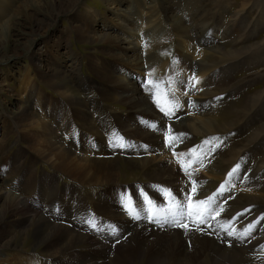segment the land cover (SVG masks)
Masks as SVG:
<instances>
[{
    "label": "rangeland",
    "instance_id": "obj_1",
    "mask_svg": "<svg viewBox=\"0 0 264 264\" xmlns=\"http://www.w3.org/2000/svg\"><path fill=\"white\" fill-rule=\"evenodd\" d=\"M228 1L0 0V261H3V264H14L16 256L24 259L28 257L29 260L25 261L24 264H65L66 254H94L96 252L100 253V251L104 252V254L106 253L108 260L113 262H108L109 264H124L130 254L133 256V262L130 264L143 262L134 257L137 252L131 248L134 246L132 242L128 244L126 241L127 237L126 239L122 237L118 240L121 231L124 232L123 229H119L120 225L108 219V216L105 217V215L98 212L93 204L89 205L87 215L91 219L89 222L95 227L90 226L89 222L85 227H81L72 217L68 216L71 213H67L65 206L61 205L59 201L54 206L49 203L52 192L48 190L45 192L43 191L44 189L40 193H37V190L33 191L35 188L41 190L40 181L42 178H46L54 171L50 169V158L43 156L47 149L42 148L38 154H35L30 149L27 140H21V134L18 130L19 121L21 123L19 117L22 118L24 124L32 123L35 122L32 115L34 113L36 115L35 118H40L50 125L56 126L58 139L61 143L67 144L66 146L71 148L75 147L74 144L76 143V146L78 144L81 146V141L85 139V135H88L90 139H96V136L81 128L76 130L75 135L64 133L61 126L63 124H59L56 121L51 108L34 103L35 99L33 101L32 99L28 100V93L31 90H36L40 94H49L48 98L54 100L57 98L58 90L66 88L74 91V95L77 98H84V102H90V100H86L84 91L76 83L75 72L87 81L86 85H82V87L91 89L95 83V85L102 83L101 77L92 72L99 62L116 53H125L128 56L133 55L136 50L131 49L137 48V44L139 49L144 51V54L147 53L145 58L147 63L153 58L159 62L160 66L154 73L157 76L156 80L159 79L163 83L164 88L160 89V93L163 91L165 95L164 93L158 94V88L156 90L147 88V86L151 85L148 79L155 69V67L150 68L149 64L146 65L144 70L139 71L138 75H133L129 69H122L120 66H116L113 69L115 77L113 80L114 82L117 81L116 79L122 81V77L124 80L135 81L137 76L141 78L139 80L140 84L142 79L144 80V85L140 88L144 91L146 90L144 96L150 100L151 105L156 107L162 115L160 119L163 122L162 129L164 133L171 134L172 132L173 135V127L182 123V117H188L191 123L199 126L200 122L194 119L206 117L208 111H213L212 113L216 114V109L219 105L217 103L222 102L223 105L224 102L221 100L229 96H231V100H235L241 98L238 95L239 92L257 93L264 90V54H256L258 52L264 53V19L259 22L260 15L263 12L262 8H264V0L255 4L252 15L244 21L241 20L243 17H240V15L247 12L250 6L247 7V5L244 8L243 1L245 0H231L227 3ZM139 3L142 4V7L137 9L136 6ZM164 6L168 10V14L163 9ZM139 11H142V16H146L145 18L149 21H146L148 24L146 28L143 25L141 32L133 29L130 26V21L126 20L127 17H134ZM184 16L187 19L183 18ZM188 19L197 20L203 24H212L215 29V37L213 35L214 39H210V41L213 42H208L207 38H203L207 30L203 31L201 26L193 27L194 25ZM176 22L183 23L188 27V36L184 37L173 30L172 24ZM160 26L165 29L164 33H162L163 35L161 34L163 37L155 39L156 41L152 43L142 41L139 44L136 38L137 35L139 36L142 32L145 33V29H156L157 27L160 28ZM115 37H119V40L122 39L120 44ZM183 40L189 45L188 48L182 44ZM126 49L130 50L126 51ZM213 50H218L220 54H224L223 57L214 53ZM237 51L247 52V55L240 56V63L234 67H237L236 71L232 73L227 71L228 74H231L227 79V83H224L226 88L232 86L234 89L225 90V88L220 90L219 87L216 89L214 86H206L209 77L217 71L213 66L208 68L207 71H203V81L199 84L201 86L200 90L196 89V83H193V88L183 84L188 71L193 72L192 79L198 76L196 67L203 63L206 55L212 54L215 59L212 58L218 62L225 58L232 59L233 56L237 55ZM74 55L78 57L76 65L72 61ZM251 55H254V60L249 59ZM184 60L187 62H184ZM204 61H209L208 57ZM59 80H61L62 87L51 88L48 86L49 83L57 84ZM235 87L239 89L235 91ZM207 90L212 92L211 94L214 92L216 95L203 101L204 95L202 96V93ZM171 93H181L182 98H177L176 100L175 95L171 96ZM225 105L223 112L237 107V105L232 103ZM104 106L116 108L115 116L122 115L124 118L130 116V107L124 103L122 104V102L104 103ZM59 113L60 111H58L57 115ZM100 124L96 121L94 126ZM137 124L141 127L144 126L142 122ZM259 125L260 122L250 124L251 127ZM242 128L247 129L249 126L244 125ZM155 129L156 127L152 128L151 131ZM230 136H235V130L231 131ZM225 137L219 135L216 139L204 135L195 137L192 147L185 149L189 150L186 152L187 154H185V151L179 152V149L173 150L175 145H180L181 142L179 140L167 139L170 152L167 154L163 153L161 158L169 166H176L177 172L183 174L182 177L186 184L187 182L190 183V185H187L191 189L190 194L192 190H199L200 181L204 189L205 187L211 188L210 190L205 189L208 194L213 193L216 195L222 185L229 184V181H226V175L222 179L219 176L216 178L214 175V173L219 174L217 168H214V163L218 162L213 157L216 155L215 152L221 153L232 145V142L225 140ZM121 140L123 142L122 150H126L128 148L126 143L128 145L129 143L123 136ZM206 141L208 143H205ZM105 143L109 146L110 151L114 152L110 157L116 164L121 165L124 171L128 170L129 173L127 179L123 177L116 182L117 184L115 183L117 187L120 186L126 192L121 197L122 204L129 202L131 206L135 205V210L148 209L146 210V223L149 225L152 224L156 216L155 212L159 211L157 219L170 221V225L175 224L181 218L180 216L183 217L184 215L181 221L183 222V219H185V223L182 225L193 223V226H197L198 223L193 222L197 218L195 220L194 217H189L188 214L189 206L187 205H192V203L189 201L185 209L184 202L178 204V200L188 199L184 198L186 193L182 191V188H180V192L175 190L171 193V191H168L171 193V198L162 192L164 194L163 204L159 205L157 204L158 200L152 194L159 193L158 189L162 188V185L161 187L160 185L152 186L149 188L152 197H149L148 193L146 194L147 197L153 199L152 204L149 206L146 203L147 205L143 207L145 203L142 204L145 197L143 187H148V185L142 183L147 181L143 170L137 169V167L135 169H127L126 166H122L127 160L126 153L121 150L119 152L117 149L115 150L116 152L112 150L111 147L113 146L110 140L108 142L105 141ZM135 143L131 142L132 149L137 150L136 160H138L139 165H141L143 159H152V157L156 156L147 151L149 150L147 143ZM205 145L209 146V151L212 152L202 153ZM82 150L85 152L84 149ZM77 151L79 152L80 150L78 149ZM156 158L160 157L157 155ZM31 160L34 163H31ZM191 162H193V167H190ZM207 168L210 171H207ZM223 174L224 171L221 172L220 176ZM62 175L61 173L56 174L57 187L61 191L65 187L74 188V186H77L78 190H82V192L78 193L82 194L83 198L88 195L96 196L100 194L98 191L101 188H83ZM215 178L216 180L214 181L213 179ZM262 181L264 182V178ZM236 185L234 186L235 191L238 187V184ZM171 186L174 188L173 185ZM136 189L138 190L135 196L134 190ZM245 189L251 190L248 187ZM93 190H95L96 194L92 193ZM249 192L244 194L251 195L253 193ZM138 196H141L139 198L142 202L138 199ZM191 199L194 200V198ZM25 200L29 202V206L25 208L26 210L15 205ZM177 206L179 207L177 208ZM149 207L153 211V216L150 214ZM254 214L255 212L252 216ZM124 217L134 219L133 216L131 217L127 213ZM206 226H208L207 222ZM65 230L72 235L69 237L63 236ZM117 232H119V236H116L118 235ZM145 240L149 241L150 238H145ZM91 242L105 243L109 247L108 249L106 247L101 249L95 247L94 243ZM237 244L243 246L241 243ZM205 246L211 247L213 243L205 244ZM96 248L101 250L97 251ZM259 250L257 248L254 251H248L247 254L252 257L253 253L258 254ZM56 252H58L57 255H54L56 258L49 257L51 253ZM115 252H118L117 258L114 255ZM93 263L98 264V260L90 259V261H86V264Z\"/></svg>",
    "mask_w": 264,
    "mask_h": 264
},
{
    "label": "bare ground",
    "instance_id": "obj_2",
    "mask_svg": "<svg viewBox=\"0 0 264 264\" xmlns=\"http://www.w3.org/2000/svg\"><path fill=\"white\" fill-rule=\"evenodd\" d=\"M230 1L231 0L227 3ZM258 2L261 3V0L243 1L244 8L247 5V7L250 6V8L247 12L240 15V17H243L241 18L242 21L247 20L248 17L252 15L255 4ZM141 7L142 4L140 3L136 6L137 9ZM163 9L168 14V10L165 6ZM262 9L263 12L260 15L259 22H262V19H264V8ZM142 15L143 12L139 11L134 17L130 16L126 18L127 21H130V26L139 32L142 31L141 29H143V25L145 28L148 25L146 23L148 19L145 18L146 16L143 17ZM183 18L187 19L186 16ZM188 20H190L192 25H194L193 27L197 28L201 26L203 31L207 30L206 35H204L203 38H207L208 42L210 39H214L215 29L212 24H203L202 22L199 23V21L192 19ZM172 25L173 30L178 34L184 37L187 35L189 30H187L188 27L185 24L176 22ZM145 31V33L142 32L139 36H136L139 44L142 41L152 43L159 39V37H163L162 33H164L165 29L160 26V28L157 27L156 29L152 28L150 30L145 29ZM115 38H117L120 44L122 39L119 40V37ZM182 44L185 45L186 48L189 46L184 40L182 41ZM137 48L131 49L136 50L133 52V55L128 56L125 53H116L109 55L106 60L99 62L92 72L101 77L102 83L99 85H95V83L91 89L82 87V85H86L85 83L87 81H85V78H83L80 74L75 72L76 83L84 91L86 100H90V102H84V98H77L74 95V91L66 88L58 90L59 92L57 93V98L54 100L48 98L49 94H40L37 93L36 90H31L30 93H28V100L32 99L33 101L35 99L34 103L51 108L54 118L59 122V124H63L61 125L62 130L67 135H75L76 130L81 128L97 137L96 139H90L88 135L84 134L85 139L81 141V146L79 144L76 146V143L74 144L75 147L71 148L66 146L67 144L64 145L61 143L58 139L56 134L58 130L56 126H52L40 118H35L36 115L34 113H32V115L34 116L33 119L35 122L32 123L24 124L22 118L19 117L21 120V123L19 121L18 124L19 129L16 123L15 125L21 134V140H27L30 149L35 154H38L42 148L47 149L44 152L45 155L43 156L50 158V169L54 171L52 174L49 173L50 175L46 178H42L40 181L41 185L39 184L41 190L35 188L33 191L37 190V193H40L42 192V189H44L43 191L45 192L47 190L52 192L49 203L54 206V204H57V201H59L61 205L65 206L67 213H71V215L68 216L72 217L81 227H85L91 220L90 216L87 215V211L89 205L93 204L94 208L98 212L105 215V217L108 216V219H111L120 225L119 229H123L124 232L121 231V235L118 240L122 237L124 239L127 237L126 241L128 244L131 242L134 244L131 248L137 252L134 257L143 261L140 264H264V182L262 181L264 178V156H262L264 155V90L257 93L239 92L238 95L239 97L241 96V98L235 100H231V96H229L221 101H223L226 105L229 103L237 105L235 108L236 110L229 109L223 112L225 109L224 104L222 105V102H218L217 104L219 105L216 109V114L212 113L213 111H208L206 113V117L194 119L200 122L199 126H195L194 123H191V120L188 117H182V123L174 125L173 135L172 132L171 134H168L167 132L164 133L162 129L163 122L160 119L162 118V115L156 107L151 105L150 100L144 96L146 94V90L144 91L140 88L144 85V80L142 79L141 84L139 83L141 78L138 76L135 81L124 80L122 77V81L116 79L117 81L114 82L113 80L115 79L113 69L116 66H120L122 69H129L133 75H138L139 71L144 70L146 65L149 64L150 68L155 67V69L153 70L152 75L150 74L151 76L148 81L151 82V85L147 86V88L150 90H156V88H158V94L164 93L163 91L160 93V89L164 88V86L159 79L156 80L157 76H155L156 74L154 73L160 66L159 62L153 58V60L147 63L145 60L147 53L144 54V51L139 49L138 44ZM145 49H147V47H145ZM127 50L130 49H126V51ZM213 52L220 54L218 50H213ZM259 53L261 55L264 54L262 52H258L256 54ZM244 54L247 55V52L237 51V55L233 56L232 59L225 58L224 60L218 62L214 60L215 57L212 54L206 55L204 60L208 57L209 61L203 60V63L197 65L196 67L198 69V76L195 79L199 81L196 85V89H201L199 84L203 81V71H207L208 68L212 66L216 68L217 71L209 77L206 82V86H214L216 89L219 87L220 90L225 89L226 86L224 83H227L229 75L233 71H236L237 67H234L240 63V56H243ZM220 55L223 57L224 54ZM249 59L254 60V55H251ZM72 61H74V65H76L78 61L77 55H74ZM184 62L187 61L184 60ZM227 71H231V73L228 74ZM192 73V71H188L186 73L187 77L183 81V84L190 85L195 83L194 79H192ZM48 86L51 88H57L62 87L63 85H61V80H59L57 84L49 83ZM227 89L234 88L232 86H228L225 90ZM238 89L239 88L235 87V91ZM27 91L29 92V90ZM211 93L212 92H209L208 90L205 93H202V96L204 95L203 101H206L213 95H216L214 92L213 94ZM172 95H175L174 97L176 100L177 98H182L181 93H171V96ZM109 102H122V104H126L130 107V116L128 118H124L122 115L115 116L114 113H116V108L108 107L110 106L109 104L107 107H105L106 105L104 106V103L107 104ZM58 111H60V113L57 115ZM96 121L101 124L94 126ZM133 121L134 123L132 124ZM139 122H142V125L144 126L141 127L137 124ZM254 122H260V125L257 127H251L250 124ZM244 125L249 126V128L243 129L242 127ZM154 127H156V129L151 131ZM233 130H235V136H230V133ZM38 132L40 133L38 134ZM202 135L206 137L210 136L211 138L214 137V139H216L218 135L226 136L225 140L232 142L229 149H225L226 152L225 150L221 153L215 152L216 155L213 156L215 160L218 161L214 163V168H217L219 171V174L214 173L215 177L217 178L219 176L222 179L226 175V181H229V184L226 183L216 195L213 193L208 194L205 189L210 190L211 188L205 187L204 189L198 179L199 190H192L190 194L191 189L187 187L190 183L187 182L186 184L184 178L182 177L183 174H181V172H177L176 166H169V164L164 163L161 158L163 153L167 154L170 152L168 142L166 141L167 139L179 140V142H181L180 145H175L173 150L179 149V152L185 151V154H187L186 152L189 150L185 149H190L195 137ZM122 136L129 143L128 145L125 142L128 147L126 150H122ZM108 140L111 141L113 146L111 147L112 150L115 151L117 149L119 152L121 150L126 153L127 160H124L125 163H123L122 166H126L127 169H135L137 167V169L143 170L147 181L146 183H142L148 185V187H143V192H145V195L148 193L149 197L154 195L155 199L158 200L157 204H163L162 199L164 194L162 193V190L171 191V193H173L175 190L180 192V188H182V191L186 193L184 194V198L188 199L178 200V204H182L184 202L185 209V206L190 201L192 205H187L190 208L189 211L193 209L196 202L213 198L209 203V207L214 208V211L212 212L211 218L207 220L208 226H206V223H201L200 218H197V220L194 218L196 221L193 222H197V226H193V223H188L186 227L177 226L176 223L170 225V221L157 219V213H159V211L155 212L156 216L152 224L149 225L146 223V210H148L146 208H144L146 210H136L138 213L137 218L131 219L124 217L126 213L129 214L128 211L125 210L126 204H122L121 201L122 195L126 192H124L120 186L117 187L115 183L123 177L127 179L129 173L128 170L124 171L121 165L116 164L110 157V155L114 152L112 153L109 146L106 145L107 143H105V141L108 142ZM131 142L134 144H136L135 142L147 143L149 148L147 151L153 153V155L155 154L156 156L154 155L155 157H152V159H143L142 163L140 161L141 165H139L138 160H136L137 150L132 149ZM78 149L80 150L79 152L77 151ZM82 149H84L85 152ZM209 150L210 147L205 145L202 153L208 152ZM210 152L212 151H209V153ZM157 155L160 158H156ZM31 163H34V161L31 160ZM192 164L193 162H191L190 167H193ZM194 166L196 165L194 164ZM237 166H239L237 171L233 173V169L237 168ZM229 170L230 172H228ZM207 171H210V169L207 168ZM223 171L224 174L220 176ZM58 173L63 174L83 188H101L98 191L100 194L97 193L98 195L96 196L88 195L86 198H83L82 194L78 193L82 192V190H78L77 186H74V188L65 187L61 191L57 187L58 185L56 182V174ZM124 173H126V175H124ZM229 173H233L231 178H229ZM130 176L129 178L131 179ZM216 178L213 180L215 181ZM236 184H238V187L235 191L234 186ZM156 185H160V187L162 185L163 189L160 188V190H162L157 194L149 192V188L152 186L155 187ZM171 185H173L174 188H172ZM242 185H245V187ZM246 187L251 188V190H246ZM27 188L29 187L27 186ZM137 190L138 189L134 190L135 196ZM249 191L253 193H251V195L244 194ZM92 193L96 194L95 190H93ZM139 197L141 196H138V199L142 202ZM190 197L194 198V200ZM152 200L153 199H151V201ZM14 201L16 203L15 199ZM144 202L145 199L142 204ZM28 203L29 202L25 200L20 204L15 205L25 209L29 206ZM127 204L131 206L129 202ZM144 204L143 207L147 205L146 203ZM254 212L255 214L252 216ZM150 214L153 216V211H151ZM180 217L181 218L178 221H180L181 224H184L185 219H183V222L181 221L184 215L183 217ZM250 225H254V228L249 229ZM198 228L200 229L198 230ZM246 230H249L250 234L244 235L243 238H241V234L245 233ZM117 233L118 235L116 236H119V232ZM64 235L69 237L72 234L65 230L63 236ZM145 238H150V240L147 241ZM232 240L236 243L232 242ZM208 243H213V246H205V244ZM237 243H241L243 246H240ZM93 245L101 249H105V247L108 249L109 247L105 243H94ZM118 247L120 249V245ZM257 248L260 249L258 254L253 253L252 257L247 254L248 251H254V249ZM100 250L97 249V251ZM88 252L90 253V251ZM117 253L118 252L114 253L116 258ZM57 254L58 252L51 253L49 257L54 259L56 258L54 255ZM106 256L107 254H104L102 251L94 254L71 253L70 255L66 254L67 259L65 260V264H86V261L88 262L90 259H97L98 264L113 263L108 260V257ZM28 260V257L27 259H24L20 256H16L14 264H24L25 261ZM131 262H133V256L130 254L124 264H130ZM1 263L3 264V261H0V264Z\"/></svg>",
    "mask_w": 264,
    "mask_h": 264
},
{
    "label": "snow or ice",
    "instance_id": "obj_3",
    "mask_svg": "<svg viewBox=\"0 0 264 264\" xmlns=\"http://www.w3.org/2000/svg\"><path fill=\"white\" fill-rule=\"evenodd\" d=\"M193 79H194L196 84L199 83L198 80H196L195 78H193ZM189 87L193 88L194 84H190ZM205 143H208V142L206 141ZM238 167L239 166H237V168L233 169V173H235L237 171ZM233 173H229V178H231ZM221 187L223 188L224 186L222 185ZM158 191H161V190L158 189ZM162 191L165 195H167L171 198L170 192H168L167 190H162ZM144 199H145V203H147L149 206H151V204H152L151 198H149L145 195ZM212 199L213 198H209L208 200H201V201L196 202L193 206V209L188 212L189 216L194 217V218H200L201 223H206L207 220L209 218H211L212 212L214 211V208L209 207V203ZM177 207H179V206H177ZM125 210L128 211L129 215H132L133 218L138 217V213L136 212L134 206H129L128 204H126ZM149 211H151V207H149ZM217 215H218V213H217ZM89 223H90V226L95 227V225H92L91 222H89ZM175 223L177 224V226H185L186 227V225H182L180 223V221H176ZM251 228H254V225H250L249 229H251ZM247 234H250L249 230H246L245 233L241 234V238H243V236L247 235Z\"/></svg>",
    "mask_w": 264,
    "mask_h": 264
}]
</instances>
